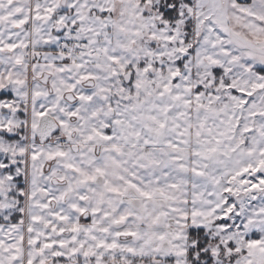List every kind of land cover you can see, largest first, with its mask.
Listing matches in <instances>:
<instances>
[{"label":"snow or ice","instance_id":"1","mask_svg":"<svg viewBox=\"0 0 264 264\" xmlns=\"http://www.w3.org/2000/svg\"><path fill=\"white\" fill-rule=\"evenodd\" d=\"M0 264H264V0H0Z\"/></svg>","mask_w":264,"mask_h":264}]
</instances>
